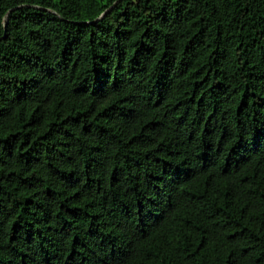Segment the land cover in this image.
I'll return each instance as SVG.
<instances>
[{
	"label": "trees",
	"instance_id": "trees-1",
	"mask_svg": "<svg viewBox=\"0 0 264 264\" xmlns=\"http://www.w3.org/2000/svg\"><path fill=\"white\" fill-rule=\"evenodd\" d=\"M0 264H264V0H0Z\"/></svg>",
	"mask_w": 264,
	"mask_h": 264
}]
</instances>
